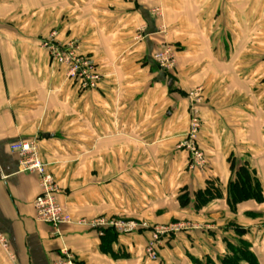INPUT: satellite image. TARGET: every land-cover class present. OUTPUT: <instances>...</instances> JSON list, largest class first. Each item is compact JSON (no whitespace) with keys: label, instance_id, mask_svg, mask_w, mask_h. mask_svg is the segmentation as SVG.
Here are the masks:
<instances>
[{"label":"crops","instance_id":"crops-1","mask_svg":"<svg viewBox=\"0 0 264 264\" xmlns=\"http://www.w3.org/2000/svg\"><path fill=\"white\" fill-rule=\"evenodd\" d=\"M54 32L91 57L95 89L52 63L41 41ZM0 34V232L14 256L0 247V264H52L63 248L78 264H222L236 227L264 264V0H0ZM165 42L179 49L175 74L153 59ZM195 89L207 168L193 172L179 144ZM21 141L37 144L76 224L193 227L164 239L156 262L145 256L149 231H56L36 219L39 178L11 151ZM231 157L248 164L262 201L232 209ZM210 183L219 197L197 209L195 194Z\"/></svg>","mask_w":264,"mask_h":264},{"label":"built area","instance_id":"built-area-1","mask_svg":"<svg viewBox=\"0 0 264 264\" xmlns=\"http://www.w3.org/2000/svg\"><path fill=\"white\" fill-rule=\"evenodd\" d=\"M56 37V33L50 35V40ZM1 42V34H0ZM50 56L68 67L67 78L69 81L80 84L81 90L95 89L100 83L101 76L96 72L93 61L85 54L79 52L75 43L58 46L50 41L45 44ZM176 50L170 44L163 43L162 49L158 51L153 59L167 72H174L177 66ZM190 101V123L185 139L179 144V149L186 151L189 155L190 171H203L207 168V161L199 144V137L202 130L198 105L202 102L201 89L193 90L189 93ZM11 151L18 154L23 171L35 174L40 181L41 193L36 198L34 207L36 219L41 223H46L58 231L62 226L69 225L73 221L71 214L58 202V185L53 177L48 173L47 166L40 157L37 144L34 141H21L11 145ZM80 225L88 226L104 235V231L111 229L119 235L134 234L140 230H147L151 237L145 250V256L150 261L159 259V249L162 239L176 234L182 230L191 229L190 224L178 223L169 226H159L152 230L148 225L124 219H109L99 217L93 220H83ZM0 247L13 259L10 251L9 240L0 232ZM52 264H78L74 253L68 248L61 250V256Z\"/></svg>","mask_w":264,"mask_h":264},{"label":"trees","instance_id":"trees-1","mask_svg":"<svg viewBox=\"0 0 264 264\" xmlns=\"http://www.w3.org/2000/svg\"><path fill=\"white\" fill-rule=\"evenodd\" d=\"M230 166L234 176V179L229 185L230 205L232 209H234L237 204L247 200L262 201L263 195L260 183L251 174L248 164L240 166L236 160L231 157ZM217 197H219L218 189L214 187V184L210 183L206 190L199 191L195 194V206L197 209H200ZM179 200L183 208L188 207L191 202L190 195L187 192L183 193L179 197ZM235 233L238 244L236 245L228 242V255L222 259V264H258L255 255L251 252V245L243 239V237L247 235V231L243 228L236 227ZM196 263L200 264L198 262Z\"/></svg>","mask_w":264,"mask_h":264},{"label":"rangeland","instance_id":"rangeland-1","mask_svg":"<svg viewBox=\"0 0 264 264\" xmlns=\"http://www.w3.org/2000/svg\"><path fill=\"white\" fill-rule=\"evenodd\" d=\"M168 28V27H167ZM163 29V31H165L166 32V29L165 28H162ZM54 33H56V37L52 40H50V36H49V38H45V39H43L42 41H41V45H42V47L44 48V49H46V47H45V44L46 43H48V44H50V41L53 43V44H56V45H58V46H63L65 43H63L62 41H60L58 38V33L57 32H54ZM53 34V33H52ZM164 36L166 37V39L169 37L168 36V31L164 34ZM168 41V40H167ZM70 43H77L76 41H71ZM171 46H173L174 48H175V50H176V53H178L179 52V49H177L176 48V46H174V45H172V44H170ZM179 54V53H178ZM178 54H176V60H177V63H178ZM231 55L232 54H234V53H230ZM236 54H238V53H236ZM86 56H87V58L88 59H90L91 61H93L92 59H91V57L88 55V54H85ZM51 61H52V63L54 64V65H56V66H59V67H64V68H66V77H67V72H68V67L66 66V65H64V64H62V63H59L58 61H56V60H54L52 57H51ZM94 63V62H93ZM177 67V66H176ZM175 73H176V70L174 71ZM173 72V74H175ZM68 79V78H67ZM69 80V79H68ZM73 82V81H72ZM74 83H77V82H74ZM78 85V84H77ZM195 90H198V89H195ZM202 91V90H201ZM191 91H188L187 93H186V96H187V99H188V102H189V107H190V101H189V93H190ZM202 103V102H201ZM201 103L198 105V111H199V114H200V106H201ZM188 107V124L190 123V108ZM200 119H201V124H202V126H203V121H202V118H201V114H200ZM201 147V146H200ZM201 149H202V147H201ZM202 152L204 153V156H205V159H206V161H207V158H206V153H205V151L202 149ZM188 154V153H187ZM187 164H188V170H190L189 169V164H190V159H189V155H188V160H187ZM196 171H199V170H196ZM194 172V171H193ZM58 192H60V190H59V187H58ZM85 220V219H84ZM91 220H93V219H91ZM74 221V220H73ZM81 221H83V220H81ZM127 221V220H126ZM80 222V221H79ZM136 222V221H135ZM137 223H141V224H146V225H148V223H146V222H137ZM178 223H186V224H188L187 222H176V223H168V224H161V225H154V226H150V225H148L152 230H154L155 228H157V227H159V226H169V225H173V224H178ZM72 224H76V222L74 221V222H72L71 224H69V225H72ZM76 225H79V226H83L82 224L80 225L79 223L78 224H76ZM191 225V224H190ZM191 227H193L192 225H191ZM187 230H188V228H187ZM141 231V230H140ZM140 231H138V232H140ZM145 231H147V230H145ZM182 231H185V229L184 230H182ZM181 231V232H182ZM180 233V232H179ZM176 234H178V233H176ZM176 234H171L169 237H166V238H170V237H172L173 235H176ZM165 237L162 239V242L164 241V239H166ZM149 242V241H148ZM160 250V249H159ZM160 257V256H159ZM159 260V259H158ZM157 260V261H158ZM156 262V261H155Z\"/></svg>","mask_w":264,"mask_h":264}]
</instances>
